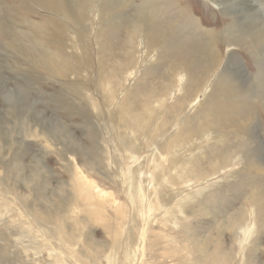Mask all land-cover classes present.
<instances>
[{
	"label": "rangeland",
	"instance_id": "1",
	"mask_svg": "<svg viewBox=\"0 0 264 264\" xmlns=\"http://www.w3.org/2000/svg\"><path fill=\"white\" fill-rule=\"evenodd\" d=\"M75 1L79 11L0 0L22 41H0V264H264V44L248 45L264 36V0H125L129 15L144 5L169 23L183 9L201 32L236 29V41L214 39L218 62L199 91L198 68L176 71L174 44L152 48L102 0ZM49 22L68 29L62 54L46 49L64 75L39 69L43 50L26 40ZM242 103L247 114L227 109Z\"/></svg>",
	"mask_w": 264,
	"mask_h": 264
},
{
	"label": "bare ground",
	"instance_id": "2",
	"mask_svg": "<svg viewBox=\"0 0 264 264\" xmlns=\"http://www.w3.org/2000/svg\"><path fill=\"white\" fill-rule=\"evenodd\" d=\"M2 1V0H1ZM13 2H16V0H12ZM31 0H21V2H27ZM33 1H37V2H41L42 0H33ZM90 1V0H89ZM88 1V2H89ZM239 1V0H236ZM60 2L63 4V7L65 8V10H71V11H79V9L81 8V6H79L75 0H60ZM121 2L123 3L121 6H119V2L116 0H102L100 6L102 8V10H110L112 14H108L106 15L108 18L110 19H118L119 23L118 26H120V24L124 25L125 28L123 31H127V33H130L134 38H143V37H147L149 40V43L151 45L152 48H162L164 50L170 49L172 47V44L175 45V47L178 49L179 53H171V55H173L171 57V59H175L177 62L175 64V68L176 71H180L183 72L185 76H187V78H189L191 76H195V74L193 75V71L194 69L198 68V71L196 72V75H198V77H192L194 79V88L196 91H199V88H201L202 83L204 84L206 82V77L207 75L212 72L218 62V54H216L215 50H214V39L219 40V41H223L225 43H230L232 41H236V39L233 37L234 33L236 32V29H234V27L230 30H226L224 35L218 34V33H211V32H201V30L197 29V26L195 25L194 22H189V17L188 14L182 9L180 11H178L177 13H175V15H173V18L175 20H171L169 17V23H166V21H162L163 19L161 18L162 15L159 14L158 12H156V10H153L154 12H146L144 5H141L139 8H133L134 13L132 15H129L128 12L126 10H128L130 8V6H126L124 5L125 0ZM1 3V2H0ZM95 3V2H94ZM15 4V3H14ZM88 4V3H87ZM121 4V3H120ZM246 4H248V1L246 2ZM33 5V3H32ZM36 5V4H35ZM52 5V4H51ZM86 5V4H85ZM59 6V5H58ZM252 7V6H251ZM230 10V9H229ZM230 12V11H229ZM256 12V11H255ZM234 13V12H233ZM81 15H73L71 22L74 23L76 25V27H80L81 25L84 24V19L82 16V13H80ZM161 15V16H160ZM62 16V15H61ZM68 16V15H66ZM105 15H100L101 20H103ZM164 17V16H163ZM166 18V19H167ZM178 18V19H176ZM162 19V20H161ZM182 23H177V21H180ZM192 20V19H191ZM193 21V20H192ZM255 21V20H254ZM113 22V21H112ZM52 25L54 27V31H50L47 27L45 28H33L30 31V35H28V38L26 39L27 41H31L33 45H36L37 47L41 48L42 52L38 53L37 51L30 52L29 53H33L35 54L37 57H39V59H41V61L43 62V64H41L42 68H39L41 70H46L47 73H54V74H61L64 75L62 73V71H60V68L58 69V65L56 63L55 60H52L50 58V56L48 55V51L46 50L48 46H57L58 51L60 52V54L63 53V48L66 47L67 42L65 41L66 38V31L68 30L66 27H57V24H53V23H48L47 26ZM117 25V24H116ZM121 25V26H122ZM191 25V26H190ZM249 25V27H247ZM74 26V25H73ZM115 26V25H114ZM182 27V28H181ZM196 27V28H195ZM244 27H246V33H248V31L250 30L251 26L250 23H247V25H245ZM189 28H191L192 30H197L198 32L200 31L201 33H190L187 34L186 33H182L187 31ZM109 30V29H108ZM116 31V30H114ZM120 30V32H123ZM117 32V31H116ZM14 32H11L10 28L8 27V24L3 21V19L0 17V41L2 39H5L4 41L7 40V42H9L11 44V46L13 48H17L19 47V45L22 44V41L13 35ZM68 33V32H67ZM79 33V32H78ZM243 34H245L244 32H242ZM241 34V36L243 35ZM118 35V34H117ZM102 36V35H100ZM113 35H111L112 38ZM122 36V35H121ZM225 36V37H224ZM247 36V35H246ZM249 36V35H248ZM118 37V36H117ZM21 38V37H20ZM24 38V37H23ZM109 38V37H108ZM107 38V42L108 40H110V38ZM248 38V37H247ZM253 41L251 43H249L248 45L253 46V47H259L262 48L263 44H264V36L263 35H258L256 38L253 36L252 37ZM249 40V41H250ZM75 41V40H74ZM25 43V42H24ZM28 43V42H27ZM111 43V42H110ZM131 42L129 41L128 44H130ZM31 44V43H30ZM116 45V44H115ZM124 45V43H123ZM10 46V47H11ZM122 46V45H121ZM126 46V45H125ZM248 46V47H249ZM112 47V45H111ZM115 47V46H114ZM217 47V46H216ZM247 47V46H246ZM11 48V49H13ZM23 48V47H22ZM22 48L21 52H22ZM30 48V47H29ZM167 48V49H166ZM27 49V48H25ZM30 50V49H29ZM32 50V49H31ZM120 50V49H119ZM156 50V49H155ZM17 51V49L15 50ZM28 51V50H27ZM134 50L133 48L130 49H126V51L124 52L125 55H127L128 53H132ZM174 51V50H173ZM19 52V51H18ZM116 52V50H115ZM118 53V52H117ZM27 53H25L26 55ZM111 54V53H110ZM114 55V59L117 58ZM117 55V54H116ZM124 55V56H125ZM177 55L179 57H177ZM3 56V55H2ZM28 56V55H27ZM170 54L167 56V58H169ZM111 57V56H110ZM109 57V58H110ZM63 60H69V58L71 59V57H62ZM51 59V60H49ZM170 59V58H169ZM112 60V59H111ZM110 60V61H111ZM33 61V60H32ZM55 61V62H54ZM109 61V60H108ZM117 61V59H116ZM116 61H113V63H116ZM35 64H37V62L34 60ZM111 63V64H113ZM117 64V63H116ZM40 65V63L38 64V66ZM115 67V65H114ZM122 67V66H121ZM37 68V66H36ZM67 71V70H66ZM111 75V74H110ZM172 76V75H171ZM263 75L258 76L257 79H255L254 81H260L263 79ZM172 78V77H171ZM229 78V77H228ZM107 79V78H106ZM173 79V78H172ZM191 79V78H190ZM230 80V81H229ZM229 80H224L225 84L228 83V81L230 82V85L233 84L232 87H229V94L231 96V98H235L237 95H240L241 92H243L242 89H240V85L235 84V82L229 78ZM235 80V79H234ZM263 81V80H262ZM174 83V82H173ZM171 83L169 90L171 91L174 84ZM254 83H258V82H254ZM260 84V83H259ZM193 85V84H192ZM257 85V84H255ZM77 87L76 85L73 86L72 88ZM71 91H75L76 90L72 89ZM193 88V87H192ZM191 88V89H192ZM191 89H189V93L188 96H182L181 101L184 102L185 100H188L190 98H192V96H195L196 93H194V91H191ZM195 91V92H196ZM163 93V92H161ZM201 93V92H199ZM197 94L196 97L194 98L193 102L191 103L194 104L196 102V100L198 99V96L200 94ZM153 94V92H152ZM155 94V93H154ZM186 94V93H185ZM151 95V94H150ZM149 95V96H150ZM82 96V95H81ZM148 96V97H149ZM155 96V95H154ZM147 98V97H146ZM155 99V98H153ZM150 100V99H149ZM152 100V99H151ZM150 100V101H151ZM88 102V100H86ZM149 101V103H150ZM147 103V101H145V104ZM241 103V102H240ZM264 103V102H263ZM151 104V103H150ZM232 105V104H231ZM235 105V104H234ZM237 105V104H236ZM84 106V105H83ZM232 107V106H231ZM247 105L244 103L239 104L236 106H233V108H227L231 111H233L234 113L238 112L239 110L241 112H246L247 114ZM147 108V106H146ZM145 108V109H146ZM150 108V107H149ZM175 108V107H174ZM226 108V107H225ZM264 109V108H263ZM173 110V109H172ZM175 110V109H174ZM173 110V111H174ZM148 111V110H147ZM181 111V110H180ZM179 111V112H180ZM171 113H173L172 115L174 116L175 112L169 111ZM249 114V113H248ZM244 116V114H242ZM145 116V115H144ZM168 116V115H167ZM249 116V115H248ZM137 117V116H135ZM134 118V117H133ZM131 118V119H133ZM171 119V118H170ZM173 119V118H172ZM248 119V118H247ZM175 120V119H174ZM215 120V119H214ZM144 122V120H142ZM148 123L150 122L149 120H147ZM171 122V120H170ZM174 122V121H173ZM169 122L167 121V123H164V127L166 126V124H168ZM146 124V122H145ZM151 124V123H150ZM170 125H172V122L170 123ZM163 127V126H162ZM163 127V128H164ZM168 127V125H167ZM140 128V127H139ZM143 128V127H141ZM146 128V127H145ZM203 128V127H202ZM249 126H245L242 131L244 133L247 134L248 130L250 131ZM129 129V128H128ZM205 129V128H204ZM118 130V129H117ZM126 130V129H125ZM203 129H201L202 131ZM111 131V130H110ZM205 131V130H204ZM162 132V131H160ZM159 132V133H160ZM164 132V131H163ZM109 133V132H108ZM114 133V132H113ZM118 133V131H117ZM153 134V133H152ZM155 134V133H154ZM111 135V134H110ZM113 135V134H112ZM118 135V134H116ZM200 135V133H199ZM123 136V135H122ZM112 137V136H111ZM108 138V137H107ZM122 138V137H120ZM119 138V139H120ZM114 139V138H113ZM112 139V140H113ZM118 139V138H117ZM118 139V140H119ZM121 140V139H120ZM119 140V141H120ZM124 140V138L122 139ZM109 141V140H108ZM111 141V140H110ZM172 141V140H171ZM116 142V140L114 141ZM118 143V142H117ZM121 143V142H120ZM123 144V143H122ZM121 144V145H122ZM171 144V143H170ZM169 144V145H170ZM168 145V144H166ZM172 145V144H171ZM170 145V148L172 147ZM169 146H167L166 148H168ZM132 149V148H131ZM130 149V150H131ZM134 149V146H133ZM136 150V149H135ZM162 150V149H161ZM132 151V150H131ZM163 152V151H161ZM167 152V151H166ZM171 152V151H170ZM246 156H250L249 152L246 153ZM232 157V155L230 154V152L228 151H224L222 153L221 156H219L218 160H220L219 163H222V165H224L225 163H227L228 158ZM254 156H252L253 158ZM229 162V161H228ZM24 163V162H23ZM261 170V168H260ZM264 170V169H263ZM262 171V170H261ZM263 173V172H262ZM261 174V173H260ZM77 176V175H76ZM136 184V183H135ZM263 186V185H262ZM149 187V186H148ZM262 191V190H259ZM150 194V193H149ZM150 203V202H149ZM217 213V212H216ZM243 230V229H242ZM196 239V238H195ZM196 243V242H195ZM197 248V247H195ZM201 250V249H199ZM104 258V257H103Z\"/></svg>",
	"mask_w": 264,
	"mask_h": 264
}]
</instances>
